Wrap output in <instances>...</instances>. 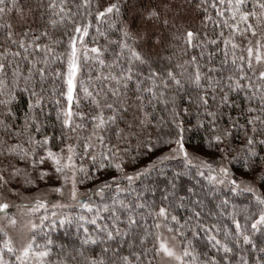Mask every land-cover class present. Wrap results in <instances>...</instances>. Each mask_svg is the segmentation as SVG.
<instances>
[{"label": "snow or ice", "instance_id": "1", "mask_svg": "<svg viewBox=\"0 0 264 264\" xmlns=\"http://www.w3.org/2000/svg\"><path fill=\"white\" fill-rule=\"evenodd\" d=\"M0 264H264V0H0Z\"/></svg>", "mask_w": 264, "mask_h": 264}, {"label": "trees", "instance_id": "2", "mask_svg": "<svg viewBox=\"0 0 264 264\" xmlns=\"http://www.w3.org/2000/svg\"><path fill=\"white\" fill-rule=\"evenodd\" d=\"M58 235H60V236L62 237V233H59ZM62 238H64V237H62ZM64 239H66V240H67L68 238H64Z\"/></svg>", "mask_w": 264, "mask_h": 264}]
</instances>
